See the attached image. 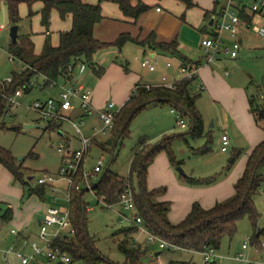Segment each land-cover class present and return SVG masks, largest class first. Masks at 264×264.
Instances as JSON below:
<instances>
[{"label":"trees","instance_id":"1","mask_svg":"<svg viewBox=\"0 0 264 264\" xmlns=\"http://www.w3.org/2000/svg\"><path fill=\"white\" fill-rule=\"evenodd\" d=\"M4 1L7 8V15L10 23H16L21 17L18 12L20 2H25L28 6V15L33 14L32 3L37 0H0ZM42 2L38 12L40 20L46 27L49 25L50 13L56 9L59 16L64 18L71 15L72 23L68 30L59 33V41L56 45L45 40L41 51L32 53L27 45L19 41L10 42L8 46L12 59L16 58L24 63V67L18 71H13L11 80L5 85V91L10 92L18 86H24L28 91L32 85H25L30 79L37 75L43 76L42 86L56 81L61 76H67L68 64L77 61H84L93 68V54L96 50L112 43L120 47L125 41L132 40L128 33H120L112 42H105L93 36V25L100 20V1L87 2L85 0H39ZM187 5L194 4L191 0H184ZM119 8L127 17L136 19L142 12L149 8V4L143 0H115ZM216 11V9L214 10ZM209 11H205L208 13ZM247 15L241 9L240 14ZM159 47L178 53L176 41L158 42ZM192 77H181L174 82V86L150 85L146 87L137 83L136 88L118 109L113 123L110 136L100 142L93 140L91 146L96 144L100 148L111 152V161L114 160L113 151L118 139L128 132L130 119L141 108L149 104H169L181 116L188 117L189 128L185 133H189L192 138L200 136L207 137L204 145L198 147V152L209 150L210 136L203 131L202 116L195 104L199 95V90L192 89ZM250 109L254 121L257 125L264 127V103H260L253 95L248 96ZM6 100L0 95V128L4 126L3 116L6 114ZM56 122L47 121L46 128H54ZM17 128V126H12ZM181 133V135L185 134ZM172 137H164L160 141L152 144L145 143L140 139L138 147L134 150L129 162L128 174L122 175L109 169V166L97 174V179L93 183V190L97 201L103 203H116L122 188L129 184L133 190V199L137 212L142 218L143 225L152 234L177 245L181 249L201 251L205 246L218 250L224 236L232 237L237 230L238 221L245 217L250 222L252 232L249 235V242L258 248H262L260 240L264 239V221L261 218L255 197L264 186V139L257 142L249 152L241 175L234 182V193L222 201H217L209 207L202 206L198 201L191 204L189 211L177 222L168 219V200H158L156 196L162 192L161 187H146L147 167L153 160L155 154L160 150H165L169 161L173 165H178L181 161L173 155L170 147ZM94 143V144H93ZM107 144H111L108 148ZM90 146V147H91ZM0 162L9 169L16 180L20 181L28 193H36L42 197L45 192V184L37 183L36 186L29 184L28 176L25 175L23 166L16 162L10 150L0 145ZM187 180L193 177L186 176ZM203 179L206 182L212 180ZM135 181V183H134ZM136 185V186H135ZM85 190H70L68 201L69 217L72 232L62 233L51 240V246H58L67 251L74 261H86L91 264L110 261L95 246L94 240L87 233L85 228L84 210L86 202L83 199ZM12 208L5 207L0 211V221H7L12 217ZM138 227L135 225L124 226L118 233L121 237L117 239V246L124 255L122 264H141V259L145 256V247L135 242L131 233ZM162 250H174L171 247H164ZM60 264V262H58ZM166 264H191L190 260L180 258H170ZM204 264H217L214 259Z\"/></svg>","mask_w":264,"mask_h":264},{"label":"rangeland","instance_id":"2","mask_svg":"<svg viewBox=\"0 0 264 264\" xmlns=\"http://www.w3.org/2000/svg\"><path fill=\"white\" fill-rule=\"evenodd\" d=\"M169 1H173L174 3L178 2V0H162L160 3L163 11L170 10L167 7L170 6ZM179 1H183L186 5L184 0ZM245 1L248 5L250 4V0ZM192 9L196 12L198 11L196 6H193ZM27 10L28 7L24 2L19 4L18 12L21 17L17 22V24H19V31H38L41 26L40 18L38 16H27ZM170 12L172 13V11ZM58 19L60 18L57 16V21ZM217 19L220 20V17H217ZM56 23L57 22L54 19L52 21V26H50V28L53 29V32H51L50 35L51 41L53 40V37L56 36V29L54 28ZM9 27L10 23L6 5L3 2H0V81L5 80L8 76H11L13 71H20L24 66V63L21 60L16 58L11 59L8 56L7 46L9 42ZM221 35L223 37V43L229 45L231 43V37L228 35L226 30H222ZM240 35L245 38L242 42L239 55L234 58L227 57L234 60L232 61L233 64L229 59H227L225 62H222V65L220 68H217V71L229 85L241 84L249 94H253L260 103H264V98H261V95H264V37L257 35L253 29H245L243 26L240 28ZM36 37L40 38L39 36ZM37 42L38 41L35 43L37 44ZM36 47L38 46L36 45ZM201 58H204L202 62H205L204 53L201 55ZM212 63L213 62L210 61V64ZM214 67L216 66L214 65ZM86 70H90V67L86 66ZM225 70L229 73L226 74ZM32 79L34 80L32 87L28 91L23 90V93L17 99L18 102L11 106V113H6L3 116L4 126L0 128V145L10 150L16 162H20L24 167L23 170L25 171V175L32 176V178L28 179L29 184L36 186V177L40 173L46 171L55 172L57 170L61 161V154L57 151V146L60 140L64 143L66 141L56 132V130L46 128V121L40 117L38 112L29 107L32 101L36 98L44 99L47 96H55L58 91L57 86L53 88L42 86V75H37ZM192 89L198 90L195 81L192 83ZM200 92L204 94L206 90L201 89ZM205 95L206 94L198 98L196 106L204 121V133L209 131L212 136L210 143L211 149L207 153L202 154L193 150L195 146L198 147L203 143V138H192L189 133H185L189 128L188 117H183L187 122V125L182 127L178 122L176 114L170 111L169 104H157L153 106L147 105L135 113L129 121L127 134L118 139L113 151L114 160L111 161L112 156L109 150L102 149L97 145H92L84 159L85 168L87 170L90 169L99 157H103V168L109 166V169L122 175H127L131 155L136 149L140 139H144L146 142L154 144L164 137H172L170 147L175 158L181 161L179 164L181 165L183 172L176 169V165H173L169 161L165 150L158 151L153 157L154 160L159 153H162L165 161L161 162L157 159L153 162L152 160L153 164L150 170L153 181H171V179H176L173 183L163 182L155 185V187L162 188V192L160 194H163L164 192L168 194L167 196L170 200H166L169 201V205L171 203L176 205L179 200V203H181V198H184L191 193L189 190L181 189V184L190 186V184H188L185 180L187 179L186 176L204 179L212 176V183L210 184H220V187L225 188L226 186L224 183H226L227 186L231 185L234 188V183L231 182L232 180L226 178L231 172H233L234 165L237 163L238 159L243 155L245 156V148L248 143L245 139L241 138L240 130H236L231 127V130L230 128L227 130L229 136L231 135V142L228 144L226 151L220 149L221 142L218 138L220 137L221 122L223 123V119L221 118L223 113L220 105L223 103L225 95L221 97L223 100H221L220 103L219 101L211 102L210 98ZM66 114L72 121L77 123L83 133L89 134L90 131L88 124L94 120V113L83 117V123L81 122L80 116L71 112ZM213 119L214 125L210 127L209 123L211 121L213 122ZM24 124L31 125L25 127ZM12 126H17V128H12ZM254 127L257 131L259 130L261 133H264V127L256 124ZM61 128L66 131L69 137L72 138V143L74 144V146H72L79 147L80 144L76 138L78 133L72 126L71 122L63 120ZM181 133L185 134L181 135ZM96 137L98 140H103L104 134H98ZM237 143L241 148L240 152L234 160L230 162V158L233 154L232 146ZM107 146L110 147L109 145ZM96 179L97 176H94L92 179L93 182H95ZM44 186L45 192L43 196L39 197L36 193H34L37 197L34 199L40 198L42 203L51 204L53 198L56 197V203L58 205L60 204L62 207L68 208L69 204L66 198L65 180L60 179L56 182L55 191H52V187L50 185ZM146 187L149 188V182L147 179ZM28 195V190L25 188L23 201ZM83 199L90 207L89 209L84 210V223L87 233L92 237L95 246L103 255L114 263L116 262L122 264L125 258L118 249V233H116V231H118V229L122 226L130 224L128 220L120 218L121 215L118 211L125 214L132 211L124 210L118 203H115L111 207H107L101 201H97L96 196L90 191L84 192ZM255 200L257 207L261 212L262 221H264V192L260 190L258 195H256ZM213 202L212 205L214 204ZM1 222L2 221H0V223ZM140 232H142L141 229ZM251 232L252 228L248 219L245 217L241 218L237 223V230L235 234L230 238L228 236H224L222 238L220 247L216 251V255L213 258L216 263L247 264L246 262L236 260L234 255L240 249V245L244 237L246 235H251ZM138 239L145 245V256L141 260L143 263L147 264L146 260H149V256L152 255L154 257V251L158 250L157 240H148V234L145 231L140 233ZM31 240H35L41 244L42 241L38 237L37 230L35 238ZM139 240L137 242H139ZM0 246L5 247L7 245L0 244ZM24 246V248H19V250L23 253L29 252L30 246ZM170 251L171 250H163V253L166 254ZM245 253L247 255L246 251ZM176 255L187 259L192 257L191 264L205 263L200 252H182V254L178 255V253H176ZM259 256L264 258V251H262ZM35 258L36 261L32 260L29 264H35V262L37 264H58L57 260L48 261L46 257L41 256L40 254L36 255ZM8 260V262H5L0 258V264H22L20 259L15 257L13 254L9 256ZM154 263H156V260L150 264ZM73 264L91 263L78 260L74 261ZM100 264L109 263L102 262Z\"/></svg>","mask_w":264,"mask_h":264},{"label":"crops","instance_id":"3","mask_svg":"<svg viewBox=\"0 0 264 264\" xmlns=\"http://www.w3.org/2000/svg\"><path fill=\"white\" fill-rule=\"evenodd\" d=\"M85 1L95 2L97 0ZM143 1L150 6L136 19L124 15L115 0L100 1L101 13L103 17L94 23L92 29L93 36L101 41L112 42L120 33H128L132 37V40L125 41L120 47L110 43L96 50L92 58L95 67L93 68L89 64L85 63L86 66L90 67V70H86L85 67V69L78 75L77 69H73V71L71 72L73 77L78 76L81 84L83 85V88L90 94L91 108L84 113L78 112L76 110H65L63 112L65 114L71 112L76 114L77 116H80L82 123L84 122L83 117L94 113V120L90 124H88L90 134L92 131V126L98 125L99 123L98 110L105 102L113 101L117 105L122 104L129 97L130 93L133 91L137 83L149 86L161 84L168 85L170 83H174L176 80L182 77L180 66L183 63L187 65L196 64L197 66L194 74V81L197 89L199 90V95L196 98L195 104L198 98L204 96V94H206L205 96L210 98L211 102L219 101V103L221 100H223V98L221 97L225 95L223 103H221L220 105L223 113L221 115L223 123L221 122L222 125L220 135L222 132L227 133V130H229V128L231 130V127H233L236 130H240L241 138L245 139L248 143L245 148V156L243 155L238 159L237 163H235L234 165L233 172H231L230 175L226 178L231 179V182L234 183L235 180L241 175L247 156L253 146L261 139H264V133H261L259 130L257 131V129H255L254 127L256 123L250 109V103L248 99L249 93L242 87L241 84L229 85L217 71V68H220L222 62H225L227 59L234 58L239 55L242 42L244 41L245 37L240 35L239 32L237 37H240L241 45L239 53L234 57L230 56L228 53L223 52L222 50L217 51L214 54H210L203 47L201 40L214 28L215 19L217 18L219 8L223 4L224 0H191L194 3L191 5H185L183 1L179 0L175 3L173 1H169L170 6L167 7L170 10L167 11H163L162 9L160 3L162 0ZM241 1L244 4H247L245 0ZM1 2L4 3V1ZM132 2L134 3L136 2V0H132ZM41 5L42 2L39 0L33 2L31 7L34 12L33 14L28 15L27 10V16H38L40 18V13L38 12V10ZM193 6H196L198 8L197 12L192 9ZM215 9L216 11H214ZM206 10L209 12L205 13ZM244 10L247 12V15H245L244 13L242 14V17L244 19L242 24L243 28L252 30L251 24L255 21L264 23V13H252L246 8ZM170 11H172V13ZM57 16L60 18L58 19V21ZM54 19L57 22L54 27L56 29V36L53 37V40L51 41L50 35L51 32H53V29L50 28V26H52V21ZM71 23L72 19L70 14H67L64 18H61L57 10L52 9L50 13L49 25L46 27L41 23L40 20L41 26L38 31L34 32L31 30L20 32L19 24H17L18 27L16 40L21 44L27 45L32 53L37 54L41 51L46 39H48L51 44L56 45L59 41V33L63 30H68L71 26ZM11 24L12 23H10V25ZM221 33L222 31L219 33L221 39L220 45L223 46L226 44L223 43V37ZM36 36H39L40 38ZM172 39L176 41L178 53H173L156 45L158 42L170 41ZM232 40L233 37H231V42ZM11 41L12 40L9 36L8 46ZM36 41H38L37 44L35 43ZM36 45L38 47H36ZM203 53L205 56V62H202L204 58H201V55H203ZM8 54H11L9 50ZM144 58H148L149 63L153 64L152 69H150L147 64L143 63ZM229 60L230 62L234 61L233 59ZM210 61L213 62V65L210 64ZM214 65L216 67H214ZM225 72L226 74L229 73L227 70H225ZM66 80V76H61L57 79V82L66 85ZM56 86L59 90V86ZM201 89H205L206 92L204 94L201 93ZM57 93L55 94V96L57 95ZM261 98H264V95H261ZM153 105L157 104H149L148 106ZM171 108L172 107H170V111L173 112ZM62 121L63 120L57 121L55 127L52 129L56 130V132L64 138L66 143L74 146V144L72 143V138L69 137L66 131L61 128ZM186 125L187 122L185 121V126ZM213 125L214 119L213 122L211 121L209 123L210 127ZM110 134L111 130L104 134L103 140H98L97 137H95L93 140L102 142L106 140L110 136ZM208 134L210 136V150L212 136L209 131ZM227 135L229 137L230 144L231 135L229 136L228 133ZM200 137L203 138V143L198 147H202L207 140V137ZM76 138L79 144H81L79 135H77ZM218 139H220V137ZM145 143L150 142L145 141ZM107 145L111 147V144ZM97 146L100 147L99 145ZM198 147L195 146V148H191H193L194 151H197ZM240 149L241 148L238 146V143L232 146L233 154L230 158V162L234 160V158L240 152ZM209 150L199 153H207ZM157 159H159L161 162L165 161L162 153H159L154 160ZM153 162L151 161L147 167L146 179L149 182V188L155 187V185L158 183H173L174 180H176L171 179V181H153L150 171ZM56 172L57 170L50 173ZM27 176L28 179L32 178L31 175ZM185 180L186 182H188V184H190V186L181 184V189L189 190L191 191V193L184 198H181V203H179V200L177 203L175 202L176 205H174L173 203L169 205L167 216L171 222H177L182 219L189 211L191 204L194 201H198L204 207H209L208 205H212L213 201V203H215L219 200H223L224 198L229 197L234 193L233 186H227L226 183H224L226 187L223 188L220 187V184H210L212 183V181L206 182L203 179L196 180V177H193V179ZM24 194L25 189L22 183L16 180L9 169L0 162V211L5 207H11L13 212L10 219H8L7 221H2L0 223V244L12 245L14 249L24 248V240L26 242H29V240L35 238L36 230L38 231L39 224L37 222L36 215L37 213H42L43 208L48 205L46 203H42L40 198L34 199L36 197L34 193H30L23 201ZM167 195L168 194L164 192L163 194L157 195L156 199L170 200ZM56 202L57 198L55 200L53 199L51 204L56 205L60 208H65L60 204L58 205ZM123 227L124 226H122L121 228ZM12 228H15L16 232H12ZM142 232H140V229L137 228L131 233L135 242L139 240L138 236ZM116 233H118V231H116ZM119 237H121V233H118L117 239ZM245 238H249V236L246 235L244 239ZM137 243H139L142 247L145 246L144 243L140 240ZM157 244L158 250L154 251V257L152 255L149 256V260H146L147 264H150L154 260H156V263L154 264H166L167 260L170 258L181 259L180 256L176 255V253H178L179 255L182 254V252H200L178 248L171 250L169 253L165 254L163 253L162 248L159 246L158 241ZM27 245H29V243ZM242 249L243 248L240 245V249L238 251H241ZM244 251L247 252V256L251 259H256L258 261L264 260V258L259 256L260 253L264 251V248H258L249 242V245L244 249ZM182 259L192 261V257H190L189 259ZM246 263L249 264L248 262ZM141 264L145 263H143V261L141 260Z\"/></svg>","mask_w":264,"mask_h":264},{"label":"built area","instance_id":"4","mask_svg":"<svg viewBox=\"0 0 264 264\" xmlns=\"http://www.w3.org/2000/svg\"><path fill=\"white\" fill-rule=\"evenodd\" d=\"M246 8L252 13H264V0H250V4H244L241 0H224L223 4L220 6L217 17L220 20L215 19L214 28L209 34L204 36L201 43L205 50L210 54H214L217 51L222 50L228 53L230 56L234 57L239 53L241 39L237 37L240 28L243 24V17L240 14L241 9ZM252 29L260 37H264V23L254 22L251 24ZM226 30L231 37H233L232 42L229 45H220V32ZM12 59V54L9 55ZM143 63L147 64L150 69L153 68V64L149 63L148 58L143 59ZM196 64H185L180 66V71L182 77H192L196 71ZM24 67V66H23ZM86 64L84 61H77L74 64H68V72L66 76V85L60 84L56 81L49 83L48 87L52 88L56 85L59 86V90L56 96H47L44 99L36 98L30 104V108L38 112L40 117L47 121L57 122L59 120H68L71 122L72 126L75 128L76 132L80 137V146L73 147L68 143H64L61 140L58 143L57 151L61 154L60 165L56 173L42 172L36 177L37 183H42L45 185H50L52 191L56 189V182L60 179L66 181V198L70 199V190L72 187L75 189L90 191L94 193L93 190V177L97 176L103 170V157H99L90 169H86L84 166L85 156L91 146L92 140L98 134L107 133L113 126L116 113L120 108L113 101L105 102L98 110V125L92 126V131L89 135H85L81 128L77 125L75 121H72L68 115L63 111L65 110H76L78 112L84 113L91 108L90 94L83 88L79 77H73L71 72L74 68L77 69L78 75L85 69ZM12 76H8L5 80L0 81V95L6 100V113H11V106L16 104L18 97L21 96L24 90V86H18L10 92L5 91V85L11 80ZM34 80L30 79L25 85H33ZM148 87L149 85H145ZM167 86H174V83H170ZM136 88V85H135ZM133 89V91L135 90ZM171 110L178 117L179 124L184 127L185 121L183 116H181L174 108ZM220 149L226 150L229 144V137L226 132H222L220 135ZM261 191L264 192V186L261 187ZM54 200L56 197L53 198ZM103 203V202H102ZM122 206L124 210L132 211L130 213H123L118 211L121 215V219L128 220L130 225H135L142 231L148 234V240H157L161 248L171 247L178 249L179 247L172 244L166 240H163L152 234L143 225L142 218L136 210L133 190L129 184H126L119 193L118 201L116 202ZM107 207L113 206L115 203H103ZM86 209L90 207L86 203ZM12 232H16L15 228L11 229ZM72 232L71 222L69 217V208H60L53 204L46 205L42 210V218L38 224V237L41 239V244L37 241L32 240L29 242L23 241L24 245L29 243L30 251L23 253L19 249H14L12 245H7L5 247L0 246V258L8 262L9 256L14 255L20 259L22 264H29L32 260L36 261L35 256L40 254L46 257L48 261L57 260L60 264H73L71 256L67 251L60 249L58 246H51V240L57 235L62 233ZM249 245V238H245L242 241L241 251H238L234 258L239 261H246L249 264H264V261H258L256 259L249 258L244 249ZM260 245L264 248V239L260 240ZM205 263L212 260L216 251L212 247L205 246L201 251ZM35 264H37L35 262Z\"/></svg>","mask_w":264,"mask_h":264},{"label":"water","instance_id":"5","mask_svg":"<svg viewBox=\"0 0 264 264\" xmlns=\"http://www.w3.org/2000/svg\"><path fill=\"white\" fill-rule=\"evenodd\" d=\"M17 23H12L9 27V36L12 40V42L16 41V35H17ZM31 124H24L25 127L30 126ZM176 169H178L180 172H183V169L180 164L176 165ZM37 222L40 223V220L42 218V213H37L36 215Z\"/></svg>","mask_w":264,"mask_h":264}]
</instances>
